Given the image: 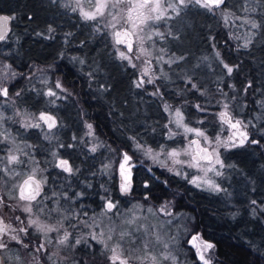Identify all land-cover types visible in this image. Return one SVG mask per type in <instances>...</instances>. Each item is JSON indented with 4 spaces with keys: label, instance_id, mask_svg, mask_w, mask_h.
Here are the masks:
<instances>
[{
    "label": "trees",
    "instance_id": "16d2710c",
    "mask_svg": "<svg viewBox=\"0 0 264 264\" xmlns=\"http://www.w3.org/2000/svg\"><path fill=\"white\" fill-rule=\"evenodd\" d=\"M240 2L242 0H227L226 4L234 3L230 6L234 9ZM249 3L255 9V19L260 27L248 49H237L217 17L208 13H204L205 26L198 30L197 42H191L198 44L195 47L198 51L209 50V35L214 32V44L222 59L234 69L231 75L214 65L210 72H205L208 78L193 79L197 83L196 89L189 85L183 88V82L179 81H160L153 88L158 94L153 96L148 88H133L135 70L125 68L119 62L116 64L107 39L90 36L93 30L89 24L81 22L76 15H66L57 2L0 0V16L15 17L11 21V32L0 41V57L12 65L20 80L7 86L10 85L12 94L19 93L16 101L22 112L30 117L46 112L57 121V126L52 129L57 131L55 148L48 146L40 129L30 128L23 139L30 142L35 158L42 166H46L44 159L48 160L49 152L55 150L73 168V172H67V175L59 168L70 182L64 177L58 180L57 169L49 173L51 187L65 185L73 190L72 193L81 191L86 195L85 203H91L98 211L104 199L112 196L117 200L122 193L118 175L123 154H135L129 136L156 149L165 141L168 122L163 108L165 104L182 109L190 125L206 130L211 136L219 131L216 110L227 105L230 114L243 121L249 132L242 146L223 155L225 163L232 168L229 171L231 181L222 184V192L197 190L186 181L158 169L148 171L136 160V165L130 163L133 195L149 201L157 210L163 207V202L173 201L176 211L191 213L194 221L190 224L189 235L198 234L215 245L212 264H264V214L256 216L253 213L257 206L264 205V0H249ZM6 45L7 51H3ZM101 51L102 61L97 58ZM109 57L111 68L117 67L120 75L125 76L127 91L131 93L133 89L140 93L149 104L146 115L139 113V120L143 121L147 116L150 126H138V120L131 123V117H123L114 102L108 101L106 89L111 87L110 80L116 77L114 72L110 73V78L102 74L110 62ZM90 59L95 60L94 65ZM35 66L53 81L60 79L72 96L55 101L59 105L50 108L44 89L34 88L36 84L34 86L30 78L25 80L26 74ZM5 85L6 82L2 86ZM115 90L126 92L119 87ZM85 119L93 124L97 135L113 150L112 172L107 176L102 174L107 166L101 155L93 153L82 140ZM152 132L151 138L149 134ZM240 181L246 184L240 186ZM241 187L248 196L235 202L232 192L236 194ZM148 194L149 200L145 198ZM4 209L0 215L4 216ZM10 244L17 245L15 242ZM188 258L192 264H201L193 249H189ZM95 259L94 264H108L105 260Z\"/></svg>",
    "mask_w": 264,
    "mask_h": 264
},
{
    "label": "rangeland",
    "instance_id": "374dc122",
    "mask_svg": "<svg viewBox=\"0 0 264 264\" xmlns=\"http://www.w3.org/2000/svg\"><path fill=\"white\" fill-rule=\"evenodd\" d=\"M55 2L61 6L60 8H63L66 15H76L81 22L89 24L91 30H93L90 32V36L107 39L111 45V49L114 51L116 64L119 62L124 65L125 68H132L135 70L136 77L133 81V88L136 90H140L143 87L148 88L150 92H152L153 96L156 95L154 94L156 92L153 88H155V85L160 81H172L175 83L179 81L183 82V88L189 85L192 89H196L197 83L196 81H193L195 77H198L199 80L204 79V77L205 79L208 78L206 77L205 72H210L214 65H216L220 70H225L223 68V64L226 63L222 59L221 53L214 44V32L209 35V50L208 48H205V51H198L195 48L198 44L191 43L192 41L197 42L199 34L198 30L200 27L202 28L205 26L204 13L212 14L217 17L219 23L227 32L229 38L234 41L235 47L239 50L248 49L252 41H254V38L257 36V28L254 29L250 24L244 22L245 18L254 19L256 21V15L253 11V7L249 3V0H242V2L236 3V7L234 9L230 7L234 3H227L224 8L217 9L212 12L194 4H190L187 7H181L179 14L174 13L169 8L167 10L166 18L158 22L151 23L150 27L145 29V32L143 33L145 36L144 47L150 52V55L145 56L141 54L139 52L138 44H134L133 50L127 53L130 57H132L130 63L127 60H121L119 58V52L127 51V49L125 45L116 44L115 37L113 36L114 31L121 30L123 21L117 25L116 29H113L110 26V16L98 21H85L81 17L79 11L73 12L70 8L64 7L67 0H55ZM171 2H175V0H171ZM84 7L86 10L88 9V0H84ZM245 8L248 9L247 12L244 11ZM224 13L231 14L229 15L227 22L225 21ZM156 33H161L162 35H156ZM148 36H151V39H148ZM249 41L250 43H248ZM245 43H248L247 47H244ZM7 47L8 46L6 45L3 51H7ZM89 49L91 57L92 46H90ZM185 52H187L186 58L185 54L182 55V53ZM102 56L103 51L100 52L97 58L102 61ZM137 56L140 58L137 59ZM108 60L110 62L107 64L106 70L102 72L103 76L110 78L111 72L116 73L115 79L110 80L111 87H107L106 89L108 101L114 102L115 107L123 114V117L126 119L131 117L129 119L132 121L131 123H135L138 120V126H150V122L147 121V116L146 119H143V121L139 120V113L146 115V107L149 104L142 99L140 93L134 92L133 89L131 93L129 90L127 91L128 87H126L125 76L120 75L121 71H117L116 66L114 69L111 68L110 57ZM83 61L87 60L83 59ZM94 62L95 60L90 59L91 65H94ZM109 64L110 66H108ZM133 64H135V67L132 66ZM146 67L149 71L147 75H144V69ZM41 72L43 71L35 66L30 73L28 72L26 74L25 80H29L28 78L32 79L34 86L36 84V87L34 88L44 89L45 94L49 90L57 93L56 97H49L46 95L50 101V108H55L59 105L56 103L52 104L53 102L51 101L55 102L57 100L65 99L67 96H72L67 88L63 86L60 79L53 81L50 76L41 74ZM13 73L14 71L12 69V65L0 57V87H3L2 85L6 82L4 87L8 88L9 92L7 97L0 96V115L3 116V119L0 120V133H3L4 136L8 137V140H4L3 136H0V168L7 165L10 171L14 169L16 172L20 173V175L15 176L14 179L9 175L0 173V193L6 200H8L9 195H17L13 185L22 183L23 179H26L27 176L33 172V170H35L36 178L46 180V183L42 186L41 197L32 204L33 214L31 217L30 214L22 211L25 202L8 200V203L11 204L15 210L9 211V209L5 208L4 210H6V212L4 214V218L14 228L25 227L28 225L29 218L35 219L37 217L43 223H47L55 227H59L60 224H62L63 227L60 229L59 233L53 232L49 234L51 243H45V246L48 249L47 253L41 252L38 254L34 253L33 248L40 243H44L45 238L40 233H37L34 228L30 227L28 230V236H24L22 233L20 234L24 243L29 244V248L24 249L18 244L15 246H9L8 250L2 252L5 264H9L8 257L13 258L11 264H34V256H38L41 264H94L96 260L95 258L105 260L109 264L107 256L110 253L105 252L100 244L93 241L91 237L88 236V233L93 230L99 233L103 230L105 232V238H107L108 229L113 226V224L116 226V233H113V239L109 241L110 246L119 241L118 233L123 229H127L133 233L134 242H132V240L123 242L125 249L131 248L135 251V254L144 255L143 242L145 240V233L143 231L136 232L135 229L140 226H147L149 233L152 231L158 232L162 240L169 244V248L166 250L164 249L162 243L157 244L154 242V238L151 235L147 236V239L153 240V243L149 244L148 251L152 255L157 256L158 260L161 261V264H172L171 261L163 259L162 254L166 251L171 252L177 257L178 264H192L188 255L189 249H193L195 252V249L189 243V240L192 238V236L189 235L190 224L194 221V216L184 210L176 211L173 201L163 202L164 204L162 208L167 205L166 211L171 213V215H167L165 212L157 210L149 201H144L134 197L133 189L127 194L121 193L117 200H114L112 196L104 199L102 207L97 211L91 203H85L84 200L86 195H84L81 191L77 190L76 193H72L73 190L67 189L65 185L61 187H51L49 179L53 170L57 169L58 180H61L63 177L64 179L66 178L64 176L65 174H62V170L59 169L60 167L57 166L59 161L64 159L58 155L57 151L52 150L49 152L48 160L44 159L46 166H42L37 158H35V153L30 142H26L23 139L26 137V134L30 129L25 128L23 125L26 122L36 123L37 120L36 117H30L18 108L16 101V97L18 95L17 93L12 94L9 88L10 85L7 86V84H10L12 81L14 83V81L16 82V80H20L16 77V75H13ZM149 79L153 82L148 83ZM141 80H143L142 86L136 87V83ZM57 84H60L61 87L57 88ZM117 87H119L122 91L126 90V92L129 93L117 92L115 90ZM165 106L168 107L167 111L165 110ZM163 108L168 116L165 141L159 148L156 149L147 144H141L140 140L129 136L131 142L133 143V150L135 154L129 155L127 153L132 159L129 161L128 165L125 166L126 169L129 168L131 164H133L131 166L136 165L137 160V162L146 167L148 171L158 169L171 176H175L183 181H186L191 187L197 190L218 193L217 191L208 189L207 185L203 183L205 173L202 170L188 166V162L191 157L186 156L183 152H181V155L177 158L181 161V163H174L173 160L167 157V152L173 148L177 150L187 148L189 141L196 139H199L201 145L203 147H207L209 152L216 148L215 141L217 138L221 141H227L231 136L233 140L239 144L237 136H233L234 132H232V129H230L229 126L223 125L220 121L219 114L225 111V108L221 107V109L216 110V122L219 124V131L215 136L209 135L206 130L200 127L190 125L187 122L186 115L182 109H174L168 104H165ZM176 110H180L183 113L184 123L188 127L198 128L204 131L209 137V141H211V143L204 141L203 138L196 137L194 133H185L182 128H177L175 124L171 122L175 119ZM227 111L229 112L228 109ZM83 123L84 131L82 140L87 142L90 149H96L93 153L101 155V159H103L105 166H107V170L102 174L107 176L112 172L111 164L113 162V150L109 144L103 142L97 135L95 127L90 121L85 119ZM88 125L92 126L91 129H89ZM44 127H46V125L41 123V128L35 129H40V134L42 138L47 141L48 146L50 148H55L53 146L55 145L57 131L52 129L49 130L47 127L42 130ZM242 130L249 132V127H243ZM170 133H175L176 135L170 139ZM153 134V132L149 134L151 138L153 137ZM12 141H14V143ZM137 143L142 145L143 149H147L149 147L152 148L154 150V155L156 153L160 154L156 159H153L151 156L146 155L143 149H138L136 147ZM238 147L240 146L232 147L231 144L228 148L219 147L217 151L220 154V159L224 161V153L235 150ZM161 148H163V152H161ZM10 152L19 156L23 163L18 165H8L7 156ZM224 165L225 166L223 168H220L219 165L216 166L217 169L223 173L221 176H216L212 171L207 173V179L215 181L221 188L222 184L226 182V180L227 182L231 181V173L229 171L231 170L232 165H227L225 161ZM208 166L209 165L206 161L201 162L202 168H206ZM65 173L66 175L68 174L67 172ZM177 173L180 174L177 175ZM195 177H201V180L198 181L201 184L200 187H197L195 184L190 182ZM118 178L121 185L123 181L120 174L118 175ZM69 184L70 183H67V185ZM239 184L240 186H243L246 183L240 181ZM236 194L235 191L232 192V196L235 197V199L233 198L235 202L244 200L248 196L245 194L242 187L236 191ZM149 196V194L145 195V198L149 200ZM109 199L117 203L116 211H119V216H116L114 213H108L107 216L102 215L106 201ZM17 204L20 206L16 207ZM41 208H43V211H40ZM54 209H59V211H53ZM148 209H151L152 211H148ZM253 213L256 216L264 214V205L257 206ZM17 216L20 217L19 221L16 220ZM133 216L137 218L134 225L122 224V220L131 219ZM109 217H111V220ZM20 221H23V224H21ZM84 221H87L88 224L93 225V227H85L83 223ZM94 221L95 224L99 225V227L94 226ZM65 230L72 234V238L79 239L81 237H86L87 244L81 243L74 248L59 245L58 239L63 235ZM89 245H91V247H89ZM213 251H215V248L207 253L211 259H213L214 256ZM53 253H55V255H52ZM49 255H51V259H48ZM16 256H19V261L14 259ZM145 264H148V262H145Z\"/></svg>",
    "mask_w": 264,
    "mask_h": 264
},
{
    "label": "snow or ice",
    "instance_id": "6c2138e0",
    "mask_svg": "<svg viewBox=\"0 0 264 264\" xmlns=\"http://www.w3.org/2000/svg\"><path fill=\"white\" fill-rule=\"evenodd\" d=\"M55 2V0H53ZM190 4H194L199 6L200 8L206 9L210 12L215 11L217 9H222L226 5V0H175V2H171V0H88V9L86 10L84 7V0H67L64 4V7L70 8L71 11L77 12L79 11L81 17L85 21H98L100 19L111 17L110 26L113 29L117 28V25L123 21V25H121V30L114 31L113 36L115 37L116 44L125 45L127 51H120L119 58L121 60H127L131 63L132 57H130L127 53L133 50L134 44H138L139 52L145 56L150 55V52L144 47L145 36L143 33L145 29L149 28L151 23L158 22L164 18H166L167 10L170 8L174 13L179 14V10L181 7H187ZM115 10V11H114ZM245 12L248 11L247 8L244 9ZM255 11V9H253ZM230 13H224L225 21L227 22ZM15 19V17L3 15L0 16V41H4L8 33L10 32V23ZM245 23L250 24L252 28H259L260 24L254 19L245 18ZM51 30V29H50ZM156 35H162L161 33H156ZM148 39H151V36H148ZM250 43V41L248 42ZM248 43H245L244 47L248 46ZM137 59L140 57L137 56ZM150 63V61H149ZM135 67V64L132 65ZM223 68L226 70L228 75H231L234 71L233 67H230L228 64H223ZM149 69L146 67L144 69V75L148 74ZM15 75V73H13ZM151 79L148 80V83H152ZM143 84V80L136 83V87H141ZM57 88H60V84L56 85ZM158 94V93H154ZM9 95L8 88L0 87V96L7 97ZM19 95V93H17ZM46 95L49 97H56L57 93L55 91L49 90ZM54 103V101H51ZM200 108L199 105L196 106ZM225 111L219 114L220 121L224 124L229 125L230 128L234 129L233 136L239 137V144H237L233 138L230 136L227 141H221L219 138L216 139V148L213 151L209 152L207 147H203L199 139L191 140L188 143V147L182 150H177L173 148L169 152H167V157L173 160L174 163H181L177 158L183 152L184 155L191 157L188 162V166L191 168H198L205 173V178L203 179V183L207 185L208 189L212 191H222L223 189L217 184L215 181L211 179H207V173L209 171L214 172L216 176H221L223 173L217 169V165L220 168H223L224 161L220 159V154L217 151L219 147L228 148L231 144L232 147L242 146L246 140L248 139L247 132L241 131V128L246 127L244 122L239 119H234L232 115L227 111V105L224 106ZM165 110H168V107L165 106ZM3 119V116L0 115V120ZM37 122L31 123L26 122L23 126L25 128H41V123L46 125L47 129L51 130L57 126L56 118L46 112H41L38 117H36ZM175 124L177 128H182L185 133H194L196 137L203 138L204 141H209V137L206 133L198 128L188 127L184 123V116L180 110L175 111V119L171 121ZM89 129H91V125H88ZM175 133H170L169 138L171 139ZM0 136H3L4 140H8L7 136H4L3 133H0ZM14 143V141H12ZM256 143V141H253ZM136 147L138 149H143V146L137 143ZM96 149L93 148L92 151ZM146 155L151 156L153 159H156L160 153L153 154L154 150L152 148L143 149ZM161 152H163V148H161ZM131 156L127 153L123 154V163L120 164V175L122 177V183L120 185L121 191L127 194L130 191L131 178L130 172L131 168L126 169V165H128L131 160ZM206 161L209 165L206 168L201 167V162ZM23 161L19 158V156L9 153L7 156V164L8 165H18L22 164ZM58 167L62 168L65 172L72 173L73 168L69 164L67 160H60ZM171 170V169H170ZM0 173H4L9 175L11 178H15V176H19L20 173L16 172L14 169L9 170V168L4 166L0 168ZM180 173H177L179 175ZM201 180V177H195L190 182L195 184L197 187H200L201 184L198 182ZM46 183V180L37 179L35 170L31 174L27 176L26 179H23L22 183L13 185V188L16 190L17 195L12 196L9 195L8 200H17L20 202H25L22 208V211L25 213L33 214V202H36L38 198L41 197L42 186ZM8 200L5 199L4 196H0V211L4 208L9 209V211H14L15 209L11 204L8 203ZM255 203V201H253ZM20 205L17 204L16 207ZM167 205L164 208H161L159 211L165 212L167 215H171L170 212L166 211ZM117 210V203L112 200H107L104 206V210L102 215L107 216L108 213H114L116 216H119V211ZM43 211V208L40 209ZM53 211H59V209H54ZM148 211H152L148 209ZM86 215V213H85ZM111 220V217H109ZM136 217L133 216L131 219L122 220V224L134 225L136 223ZM16 220H20V217H16ZM23 224V221H20ZM85 227L92 228L93 225H89L87 221L83 222ZM94 226L99 227L98 224ZM34 228L37 233H40L44 238L45 242L40 243L37 246H34V253H47L48 249L45 246V243H51V239L49 237L50 233L60 232V229L63 227L60 224L59 227L52 226L47 223H43L39 220V218H29L28 225L25 227H12L9 224L3 215H0V252H4L9 249V243L15 242L20 245L22 248H29V244L24 243V240L21 238V233L24 236H28L29 228ZM136 232L143 231L145 233V240L143 242L144 255L135 254V251L131 248L125 249L123 242H128L133 239V233L127 229H123L118 233L119 241L113 245H109V241L113 239V233H116V226L109 227L107 238H105V232L101 230L99 233L96 231H90L88 236L91 237L93 241H96L100 244L103 250L107 253H110L107 256L109 264H161V261L158 260L157 256L152 255L148 251V247L150 243H153V240L147 239L148 235H151L154 238V242L157 244L162 243L164 249L169 248V244L162 240L160 234L156 231H152L149 233L147 226H140L135 229ZM81 243L87 244V238L81 237L79 239L72 238V234L67 230L63 232V235L58 239V244L64 247L74 248ZM189 243L195 249L197 259L201 262V264H212V259L207 253H209L215 245L205 241L201 236L194 235L189 240ZM91 247V245H89ZM52 255H55L53 253ZM164 260H169L172 264H178V259L171 252H165L162 254ZM51 255L48 256V259H51ZM16 261H19V256L14 258ZM9 264H11L13 258L8 257ZM34 264H41L38 256L33 257ZM0 264H5V260L3 257H0Z\"/></svg>",
    "mask_w": 264,
    "mask_h": 264
},
{
    "label": "water",
    "instance_id": "95a60500",
    "mask_svg": "<svg viewBox=\"0 0 264 264\" xmlns=\"http://www.w3.org/2000/svg\"><path fill=\"white\" fill-rule=\"evenodd\" d=\"M1 16H3V15H1ZM10 29H11V23H10ZM10 32H11V30H10ZM10 32H9V33H10ZM9 33H8V35H9ZM133 188H134V187H133V185H132V183H131V185H130V191L133 190ZM0 257H1V256H0Z\"/></svg>",
    "mask_w": 264,
    "mask_h": 264
},
{
    "label": "flooded vegetation",
    "instance_id": "af4514ba",
    "mask_svg": "<svg viewBox=\"0 0 264 264\" xmlns=\"http://www.w3.org/2000/svg\"><path fill=\"white\" fill-rule=\"evenodd\" d=\"M121 192H122V191H121ZM122 193H123V192H122ZM10 243H11V242H10ZM10 243H9V246H11V244H10ZM0 256H1V257H3V256H2V252H0Z\"/></svg>",
    "mask_w": 264,
    "mask_h": 264
}]
</instances>
